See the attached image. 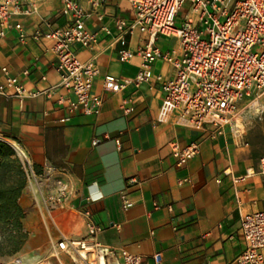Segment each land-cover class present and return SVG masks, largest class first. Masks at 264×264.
Here are the masks:
<instances>
[{
	"label": "crops",
	"instance_id": "crops-1",
	"mask_svg": "<svg viewBox=\"0 0 264 264\" xmlns=\"http://www.w3.org/2000/svg\"><path fill=\"white\" fill-rule=\"evenodd\" d=\"M35 1L38 12L13 19L28 35L35 29L68 26L59 0ZM81 4L87 15L84 27L97 34V41L89 48L74 44L71 50L80 62L93 60L97 66L90 90V95L102 98L97 115L68 113L57 103L66 97L60 87L50 97L42 93L60 80L52 41L35 42L28 37L22 42L15 30L0 38V83L5 82L1 71L5 68L23 88L37 93L22 98L0 96V141L18 158L22 152L37 172L45 163L64 169L63 178L76 192L73 210L58 212L54 225L33 205L26 184L18 200L25 214L21 221L27 236L25 246L31 244L34 256L53 264L54 241L61 232L82 237L81 212L89 210L93 223L102 228L97 236L101 244L137 254L147 264H152L151 256L157 252L163 254L162 264H233L245 248L241 217L264 211V176L258 174V161L264 158V96L242 112L235 126H225L214 138L159 122L163 92L155 77L171 78L172 66L156 60L147 83L128 86L116 95L105 92L106 76L133 79L139 69L138 56L128 63L118 57L122 46L116 23L129 24L134 12L126 0H103L96 7L86 1ZM186 12L187 8L180 11L176 24L178 18V25L182 23ZM124 38L131 51L147 40L138 31ZM157 46L162 52L181 53L175 37L160 36ZM123 100H129L133 108L129 115L123 114ZM94 140H98L95 145ZM194 141L200 143L199 154L177 168L169 144L185 147ZM248 169L252 174L233 184L231 176H244ZM225 170L231 176H225ZM185 177L191 182L179 185L178 180ZM129 179L137 183L128 190L133 206L123 210L119 193ZM56 264L73 263L60 254Z\"/></svg>",
	"mask_w": 264,
	"mask_h": 264
},
{
	"label": "built area",
	"instance_id": "built-area-1",
	"mask_svg": "<svg viewBox=\"0 0 264 264\" xmlns=\"http://www.w3.org/2000/svg\"><path fill=\"white\" fill-rule=\"evenodd\" d=\"M60 13L67 18L68 26L62 29L33 30L29 35L20 22L13 19L21 15L38 12L35 0H0V38L15 30L18 40L30 37L35 42L52 41L51 50L56 56L54 65L60 75L57 86L42 92L50 97L56 87L66 92L57 103L68 113L81 111L97 115L101 111L102 98L90 95L98 69L93 60L80 62L71 50L74 44L89 48L96 43L97 34L87 31L84 20L87 17L81 2L99 6L103 0H59ZM131 4L134 18L126 24L118 21L122 49L118 52L119 61L128 63L134 56L140 58L139 69L133 79H116L106 76L103 90L116 95L128 86H140L152 76V66L156 60L170 64L174 74L169 79L156 76L161 83L163 101L160 107L159 122L172 123L178 127L202 131L212 138L223 133L225 126L233 125L242 112L255 105L264 96V0H126ZM183 8H187L182 23L176 26V18ZM104 33L109 30L103 28ZM135 31L147 36L145 44L135 51L125 47V35ZM160 36L175 37L179 40L181 53L162 52L157 46ZM5 82L0 83V96L33 97L14 77L1 69ZM70 96V97H68ZM124 115L132 113L129 100L121 102ZM98 140L92 142L95 145ZM117 146L119 141L115 140ZM170 152L177 168L186 166L189 160L199 154L200 143L191 142L185 147L169 144ZM19 158L23 165L27 187L33 205L47 220L56 225L58 212L73 210L72 199L76 192L72 184L63 178L64 169L58 170L45 163L37 172L22 152ZM231 176L228 170L223 172ZM252 174L248 169L244 176L232 177L233 184L242 182ZM258 174L264 176V158L258 161ZM189 177L178 180V184H188ZM219 182V180L217 181ZM129 179L119 193L123 210L133 206L128 190L136 185ZM85 234L71 238L61 232L54 241L51 258L58 260L65 254L73 264H147L144 259L125 250H115L101 244L97 236L102 228L93 223L89 210L81 212ZM240 230L245 248L233 264L264 263V211L244 214ZM152 264H162L163 254L151 256ZM0 264H4L0 262ZM10 264H24L14 259ZM38 264H51L43 260Z\"/></svg>",
	"mask_w": 264,
	"mask_h": 264
},
{
	"label": "trees",
	"instance_id": "trees-1",
	"mask_svg": "<svg viewBox=\"0 0 264 264\" xmlns=\"http://www.w3.org/2000/svg\"><path fill=\"white\" fill-rule=\"evenodd\" d=\"M26 184L20 159L0 141V256L17 252L26 239L21 222L25 214L18 204Z\"/></svg>",
	"mask_w": 264,
	"mask_h": 264
},
{
	"label": "rangeland",
	"instance_id": "rangeland-1",
	"mask_svg": "<svg viewBox=\"0 0 264 264\" xmlns=\"http://www.w3.org/2000/svg\"><path fill=\"white\" fill-rule=\"evenodd\" d=\"M180 21V18L177 19V24ZM27 239V236H26ZM24 240V242L20 245L19 250L11 255H4V256H0V262L4 263V264H10L14 259H20L22 261V263L24 264H38L40 262H42L43 260L39 257H36L33 255L32 252H30V250L33 248L31 246V244H29V246H25V243L27 240ZM9 248V247H8ZM4 250H6V248H4ZM27 252L29 254H27ZM53 264H56V260L52 259Z\"/></svg>",
	"mask_w": 264,
	"mask_h": 264
},
{
	"label": "bare ground",
	"instance_id": "bare-ground-1",
	"mask_svg": "<svg viewBox=\"0 0 264 264\" xmlns=\"http://www.w3.org/2000/svg\"><path fill=\"white\" fill-rule=\"evenodd\" d=\"M15 149L17 150V147H15Z\"/></svg>",
	"mask_w": 264,
	"mask_h": 264
}]
</instances>
